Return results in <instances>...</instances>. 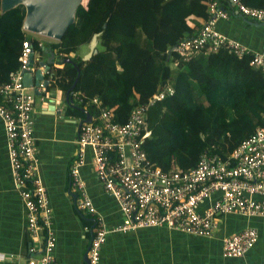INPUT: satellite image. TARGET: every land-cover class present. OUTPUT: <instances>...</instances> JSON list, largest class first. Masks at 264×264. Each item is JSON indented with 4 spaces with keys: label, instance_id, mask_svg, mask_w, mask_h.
Returning <instances> with one entry per match:
<instances>
[{
    "label": "trees",
    "instance_id": "obj_1",
    "mask_svg": "<svg viewBox=\"0 0 264 264\" xmlns=\"http://www.w3.org/2000/svg\"><path fill=\"white\" fill-rule=\"evenodd\" d=\"M211 0H85L61 41L43 46L24 30V5L2 12L0 0V85L22 64L23 42L34 51L49 48L58 59L71 58L53 76L54 86L70 94L69 113L85 117L83 104L72 103L75 91L98 97L125 123L132 110L148 104L171 84L175 93L147 107L142 146L164 171L191 170L207 150L227 158L264 125V73L252 56L227 47L203 50L186 59L170 48L201 29ZM224 4L226 2L221 0ZM264 7V0H244ZM99 33L98 52L84 60L78 52ZM80 76L75 89L74 82ZM88 112L98 115L95 105Z\"/></svg>",
    "mask_w": 264,
    "mask_h": 264
},
{
    "label": "built area",
    "instance_id": "obj_2",
    "mask_svg": "<svg viewBox=\"0 0 264 264\" xmlns=\"http://www.w3.org/2000/svg\"><path fill=\"white\" fill-rule=\"evenodd\" d=\"M211 0L209 17L197 34L182 39L176 51L189 59L203 50L227 47L238 56L250 54L251 64L264 73V54L254 52L237 39L217 28L220 19L229 18V8L235 13L257 22L264 21V7L251 6L244 0ZM35 53L31 38L23 42L20 68L10 80L0 85V118L4 124L6 143L13 177L26 206L27 229L34 238L43 236V250L30 256L27 264H58L54 250L57 237L52 230L53 208L47 188L37 172L34 93L23 82L24 70L30 55ZM175 89L171 84L150 98L148 104L135 107L127 122L115 121L114 108L102 105L98 97H86L75 91L72 103L99 111L92 121H84L77 138V155L71 166L72 186L78 193L77 207L94 216L93 237L88 250L89 264H100L101 251L110 232H127L145 227H167L183 233L212 238L219 220L228 214L245 216L264 215V125L229 155L223 158L205 150L199 163L191 170L164 171L154 165L143 149L150 134L145 130L147 107ZM92 152L95 173L104 189L119 204L126 221L113 228L106 224L89 196L81 168ZM212 203L199 210L206 200ZM254 227L225 236L223 254L226 257L244 256L258 241ZM36 248L32 247L31 252ZM0 251V261L6 260Z\"/></svg>",
    "mask_w": 264,
    "mask_h": 264
},
{
    "label": "crops",
    "instance_id": "obj_3",
    "mask_svg": "<svg viewBox=\"0 0 264 264\" xmlns=\"http://www.w3.org/2000/svg\"><path fill=\"white\" fill-rule=\"evenodd\" d=\"M217 28L225 35L241 41L252 51L264 54L262 22L237 14L229 8V18L220 19ZM41 42L46 47L54 40ZM86 46L80 47L83 57L90 51V45L88 48ZM49 56L47 52L35 51L33 71L40 67L41 61H47ZM62 66L63 63L55 57L51 68L44 74L48 82L41 81V95L36 94L35 85L28 88L35 95L33 117L37 138V172L47 188L53 208L52 230L57 237L54 250L56 262L89 264L88 250L95 218L77 207L78 193L72 186L70 171L77 155L80 126L86 121L87 113L85 117L69 113L70 94L53 85V76L57 68ZM88 108H85L87 112ZM90 114L91 118L95 117ZM81 173L89 196L104 216L107 226L113 228L125 222L126 218L118 202L104 189L95 173L90 149ZM214 198L215 195L200 204L199 210L208 208ZM247 227L258 230L256 244L242 257L224 256V237ZM43 242V236L34 238L28 232L26 206L13 177L4 124L0 118V251L8 255L0 264H27L30 256L41 254ZM32 247L36 248L35 252H31ZM100 264H264V215L222 216L212 238L163 226L110 232L102 247Z\"/></svg>",
    "mask_w": 264,
    "mask_h": 264
},
{
    "label": "water",
    "instance_id": "obj_4",
    "mask_svg": "<svg viewBox=\"0 0 264 264\" xmlns=\"http://www.w3.org/2000/svg\"><path fill=\"white\" fill-rule=\"evenodd\" d=\"M83 2L84 0H1V10L5 12L18 5H24L26 8L23 21L24 30L61 41L69 26L75 22L77 9ZM262 24L264 25V21ZM98 39L99 33H96L89 43L90 51L84 55V60L90 59L98 52ZM175 49L176 46H173L170 48L169 53ZM45 51L50 54L47 61H41L40 67L35 71L30 68L24 70L23 82L25 86L31 87L35 85V92L38 95H41L39 91L41 81L48 82V80H45L44 74L49 71L51 63L55 60V53L53 51L49 48H46ZM34 59V53H32L29 59V66L34 64ZM59 61L61 63L72 62V59H59ZM75 66L79 70V74L71 90L75 89L80 76V67L77 64ZM43 85L45 86V84ZM91 117V114L87 112L86 121H92Z\"/></svg>",
    "mask_w": 264,
    "mask_h": 264
},
{
    "label": "rangeland",
    "instance_id": "obj_5",
    "mask_svg": "<svg viewBox=\"0 0 264 264\" xmlns=\"http://www.w3.org/2000/svg\"><path fill=\"white\" fill-rule=\"evenodd\" d=\"M84 2H85V0H84ZM84 2H83V3H84ZM28 34H29V36H30L31 38H32V37H36V38H38V39H40L41 41H44V42H46V40H52V41L54 40V41H57V40H55V39H52V38H49V37H46V36H43V35H40V34H35V33H33V32H29ZM86 47L88 48V44H87ZM78 54H79V55H83V52L79 50Z\"/></svg>",
    "mask_w": 264,
    "mask_h": 264
}]
</instances>
